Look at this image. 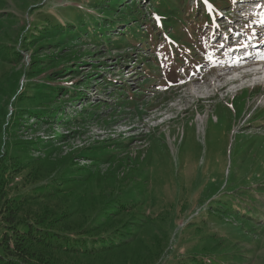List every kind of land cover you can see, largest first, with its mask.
Instances as JSON below:
<instances>
[{
  "label": "rangeland",
  "instance_id": "1",
  "mask_svg": "<svg viewBox=\"0 0 264 264\" xmlns=\"http://www.w3.org/2000/svg\"><path fill=\"white\" fill-rule=\"evenodd\" d=\"M263 27L264 0H0V160L30 175L0 196L60 183L19 217L114 232L72 264H264V74L230 82Z\"/></svg>",
  "mask_w": 264,
  "mask_h": 264
},
{
  "label": "trees",
  "instance_id": "2",
  "mask_svg": "<svg viewBox=\"0 0 264 264\" xmlns=\"http://www.w3.org/2000/svg\"><path fill=\"white\" fill-rule=\"evenodd\" d=\"M52 90L54 91L56 89L54 88ZM33 93L35 94L36 91L34 90ZM36 102H40V99H37ZM42 112L47 115L45 113L46 111ZM18 169L21 168H19V166H13L8 159L0 160V183L5 185L6 190L9 188L16 189L18 186L24 188V186L29 185L28 181L30 175H26L25 178L24 175L20 185L14 183L13 175H15V172H17ZM62 175L63 174L56 176L52 175L49 180L56 177H62ZM48 182L45 183L44 181L45 184L43 183L41 186L38 185L30 188L32 191L30 196H28L26 192L18 195L15 194L12 197H8V192H3L4 196L3 194L0 196V264H50L41 256L34 254L33 250L36 248L49 251L53 254L52 256L50 255L51 258H48L52 262L51 264H72L71 260L77 259L79 256H85L86 258L95 257L96 255L104 254L102 253L103 250L107 251L106 253L108 254L119 249V244H112L104 240L106 239L105 237L114 234L112 230L107 231L104 235L100 236L98 243H101V247L98 251V248H94L97 244L95 239H92L91 241H84L83 237L71 239L63 234L54 232L50 227L49 222H44L43 219H33V221L22 220V218L19 217V214L25 208L27 197L31 198V200H36L32 198V195L36 198V195L41 191L54 189L60 184L58 183L51 187ZM105 211L106 210H103L101 207L99 214L103 215ZM119 212L120 210H117V213ZM114 223H117V220ZM97 235L98 234H96V236ZM55 254H57L56 257L58 262L56 259H53ZM194 259L195 257H193L192 260L194 264H202L201 258L197 263ZM190 264L192 263L190 262Z\"/></svg>",
  "mask_w": 264,
  "mask_h": 264
},
{
  "label": "bare ground",
  "instance_id": "3",
  "mask_svg": "<svg viewBox=\"0 0 264 264\" xmlns=\"http://www.w3.org/2000/svg\"><path fill=\"white\" fill-rule=\"evenodd\" d=\"M263 33H264V30H263ZM253 66H257V64H255V63H249V64H247V65H245V69H247V71L246 72H244V73H242L241 75H239V76H237V77H235V78H233V79H231L230 80V82H233V81H237L238 79H240V81L242 80V79H244L245 78V76H247V74L249 73V75H253V74H257L258 72H259V74H264V65H263V67L260 69H257V70H255V71H251V68L253 67ZM238 75V74H237ZM222 77H225V75H222L221 77H219V78H222ZM264 80H262V81H260V82H258V83H260V84H264V82H263ZM250 82V81H249ZM252 85V84H251ZM257 85H259V84H257ZM255 85H252L251 87H254ZM218 87V86H217ZM215 90V92H216V88L214 89ZM220 90V89H219ZM243 91V90H242ZM204 94V93H203Z\"/></svg>",
  "mask_w": 264,
  "mask_h": 264
}]
</instances>
